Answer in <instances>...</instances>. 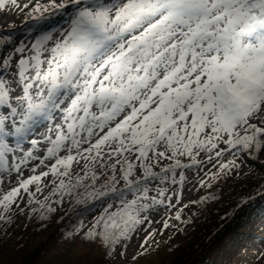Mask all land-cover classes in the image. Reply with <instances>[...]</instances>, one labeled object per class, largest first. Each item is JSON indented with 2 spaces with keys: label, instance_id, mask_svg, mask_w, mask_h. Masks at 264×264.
Wrapping results in <instances>:
<instances>
[{
  "label": "snow or ice",
  "instance_id": "1",
  "mask_svg": "<svg viewBox=\"0 0 264 264\" xmlns=\"http://www.w3.org/2000/svg\"><path fill=\"white\" fill-rule=\"evenodd\" d=\"M6 10L26 20L0 34V231L68 204L67 239L123 258L154 216L186 223L184 209L264 157V0H0ZM188 186L207 194L183 203Z\"/></svg>",
  "mask_w": 264,
  "mask_h": 264
},
{
  "label": "trees",
  "instance_id": "2",
  "mask_svg": "<svg viewBox=\"0 0 264 264\" xmlns=\"http://www.w3.org/2000/svg\"><path fill=\"white\" fill-rule=\"evenodd\" d=\"M25 20L26 17L19 18L1 29L0 34L23 33ZM254 161H246L250 166L244 172L247 175L230 192L219 186L212 190L218 199L197 210L203 212V219L195 224L185 242L166 241L160 247V256L165 257L161 264H242L247 251L255 245H264V188H261L264 166ZM74 220L76 217L68 204L50 220L27 219L23 230L0 247V264H108L112 261L116 254L106 258L98 243H88L80 237L66 238Z\"/></svg>",
  "mask_w": 264,
  "mask_h": 264
},
{
  "label": "rangeland",
  "instance_id": "3",
  "mask_svg": "<svg viewBox=\"0 0 264 264\" xmlns=\"http://www.w3.org/2000/svg\"><path fill=\"white\" fill-rule=\"evenodd\" d=\"M19 2L22 4L26 2V0H19ZM21 17H25V15L15 10L0 11V31L3 28H8L11 24L17 22ZM21 34L22 33H19L18 35ZM260 159H264V157ZM260 159H257L256 161L260 163ZM251 162L253 163L255 161L251 160ZM249 168L250 166L248 162H245V165L243 166V173L245 171H249ZM25 175H27V173H25ZM242 177L243 175L236 176L228 179L227 181L214 184L213 189H216L219 186L224 188L227 192H230L231 189L235 187L236 182ZM206 194V190H195L192 189L191 186H188L183 193V203L187 204L191 201L199 200ZM202 207L203 206L201 205H190L189 208L183 210V217L187 222L180 223L171 220L170 223L177 226L169 227L168 229L163 228L161 218L169 214L160 213L159 215L154 216L152 219L157 222L153 223L151 227L147 229V231H139L137 235L132 238V240L128 243L123 258H121L120 250L117 249L116 255L111 261V264H161V262L163 261L162 259H164L165 257L160 256L162 251H160V247H164L166 241H173L175 242V244L185 242L187 238L193 233L195 224L201 222V220L203 219V212L200 213L199 211H197ZM27 219L28 218L26 217L17 219L13 225L6 229V231H0V247H3L12 235L17 234L21 230H23L25 223H27ZM88 219H91V216H89ZM190 221H192L193 223H191ZM153 230H155L156 234L152 237L150 243L145 246L147 250L144 251L140 247L141 243L144 241L148 233L152 232ZM159 240L162 241L158 243ZM133 256H136V259H133ZM108 264H110V262ZM242 264H264V245H255L249 251H247L244 257V262Z\"/></svg>",
  "mask_w": 264,
  "mask_h": 264
}]
</instances>
